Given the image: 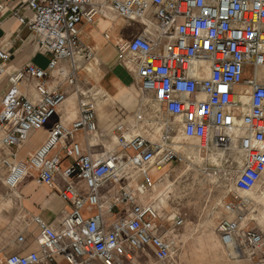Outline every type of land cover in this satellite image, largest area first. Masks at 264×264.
I'll return each instance as SVG.
<instances>
[{"label":"built area","instance_id":"built-area-1","mask_svg":"<svg viewBox=\"0 0 264 264\" xmlns=\"http://www.w3.org/2000/svg\"><path fill=\"white\" fill-rule=\"evenodd\" d=\"M24 7L30 17L21 15V8L14 15L51 58L46 68L30 63L8 74L11 54L0 37V79L8 75L9 82L0 109V148L10 149L0 160L8 168L4 183L16 190L33 170L39 184L54 188L62 171L82 182L85 192L73 183L64 186L59 196L71 209L62 229L34 216L39 248L2 255L0 264H126L130 249L148 247L154 250L153 264H179V245L172 236L185 224L184 214L163 210L144 196L152 188V167L197 157L186 152L190 140L198 142L203 160L212 162L204 174L219 175L229 184L226 216L218 226L227 255L236 262L264 264V234L245 226L252 220L253 203L236 190L255 186L264 173V0H26ZM5 9L0 1V24ZM105 9L143 25L142 33L122 42L119 51L139 58L135 82L141 99L165 112L159 138L121 124L114 135L122 153L97 161L79 142L67 143L78 131L91 135L97 130L95 104L82 100L78 119L56 124L28 160L19 159L13 148L45 127L66 100L62 89L50 86L60 61L70 64L62 73L74 86L80 62L96 57L81 38V25L93 23ZM24 80L33 81L35 99L23 91ZM177 132L185 142L176 140ZM234 142L240 144V161L226 155ZM59 146L64 156L56 151ZM63 158L71 160L64 169ZM131 167L139 170L137 176ZM107 183L117 189L103 198ZM24 241L20 234L17 242Z\"/></svg>","mask_w":264,"mask_h":264},{"label":"crops","instance_id":"crops-1","mask_svg":"<svg viewBox=\"0 0 264 264\" xmlns=\"http://www.w3.org/2000/svg\"><path fill=\"white\" fill-rule=\"evenodd\" d=\"M0 1L6 5V9L1 15V45L11 54L7 65V73L9 74L30 63L46 68L51 56L38 45L35 34L28 27L22 25L14 15V11L18 8H21V15L26 17L32 15L24 7L26 0ZM93 1L99 3L101 0ZM142 30L143 25L140 22L123 18L111 9H105L102 14L97 16L93 23H83L81 25V38L84 43L96 50V57L93 60L80 62L77 81L74 86H70L65 82V77L62 73V70H70V64L65 60L60 61L59 67L50 77V86L52 88L62 89L66 94V100L57 108L55 115L45 127L37 131H32L28 140L23 145L13 148L17 151L19 159L27 160L46 141L50 130L56 124L65 123L69 125L78 119L80 116V102L82 100H91L94 102L96 107L97 130L91 135H87L83 131H78L74 139H68L67 143L72 141L79 142L83 149L88 151L97 161H102L106 156L113 153H122L117 146L116 140L114 142L109 141L110 136L114 134L115 129L121 124L130 132H140L154 140L159 138L162 127L161 120L165 117V112L160 108V105H157L151 100L143 101L141 99V92L135 82L140 61L139 58L130 52L122 55L119 51V44L133 39L135 36L141 34ZM93 67H97L99 71L91 75L90 69ZM8 88V75H6L0 79V109L2 97ZM22 89L32 99H35L36 92L32 80H24ZM178 133H176V140L181 142L178 139L180 137ZM236 144L240 147L239 143ZM9 151L10 149L0 148V160L9 156ZM56 151L64 156L60 146L57 147ZM235 151H228L226 155L235 157L237 154ZM238 151H240L241 158L243 156L242 151ZM186 152L188 154L190 153L189 150H186ZM196 154L197 157L202 158L200 152ZM70 163V159L63 158L61 164L62 169ZM3 172V177L5 178L8 174V168H5ZM129 172L136 176L139 174V170L134 167H131ZM36 175L37 173L31 170L20 186L12 191V195H14L17 201L18 214L14 218V221L12 220L11 226L6 232L0 229V237L2 236L4 238L0 242V256L17 252L28 253L37 250L39 248V229L33 222V217L39 215L54 229L61 230L63 220L70 211L71 206L60 198V190L68 183H73L82 192H85V187L82 182L76 178L68 179L64 177L62 171L56 174V185L54 188L39 184L35 180ZM205 175L206 177H211L213 180L217 178L215 182L218 183H216L214 188L221 186L220 184L222 183L218 179L219 175ZM168 176L166 173L161 178L164 180ZM140 181L141 178L133 181V187ZM222 187L223 194L219 203L222 207L223 217L220 221L226 216L223 210V202L229 197V184L223 181ZM234 187L236 186L233 185ZM236 188L239 193L249 196L254 206V211L251 214L252 220L247 221L245 226H253L264 234V173L262 174L261 180L255 186L251 188ZM116 189L117 186L114 184H105L101 189L102 197L108 198ZM144 198L147 201L157 203L163 210L171 211L174 209L167 210L164 204H160L154 199L152 188ZM184 216L186 219V213H184ZM220 221L216 225V233L220 245L225 251L218 230ZM20 234H24L25 236V241L22 244L17 242V237ZM6 235L7 237L5 238ZM129 252L131 259L124 258L126 264L154 263V250L151 247L142 251L130 249ZM185 256L186 243L183 242L179 248V264H181V257L184 258ZM95 264L102 263L95 261Z\"/></svg>","mask_w":264,"mask_h":264},{"label":"rangeland","instance_id":"rangeland-1","mask_svg":"<svg viewBox=\"0 0 264 264\" xmlns=\"http://www.w3.org/2000/svg\"><path fill=\"white\" fill-rule=\"evenodd\" d=\"M178 135L182 133L179 132ZM115 140V135L112 134L109 141ZM180 141L185 142V138L182 137ZM190 144L189 151L195 156L199 147L195 141H191ZM219 151L216 150V154ZM235 153H237L235 157L240 161V151L237 150ZM207 163L210 165L212 162L203 160V157H196L183 163H169L163 170L151 173L152 183L158 184L161 180L160 183H164L163 186H158L156 200L164 204L159 198V194H163L167 210L174 208L175 211L186 213L185 224L176 231L178 233L176 236H172L179 248L183 242L186 243V256L181 257V264H250L246 260L236 262L231 259L220 245L216 225L223 217L219 202L223 194L224 180L220 178L221 186L214 188L218 183L215 182L216 179L206 177L203 172L204 167L208 166ZM5 168L0 162V222H2L0 229L6 232L18 214V207L12 195L13 190L3 182ZM166 173L169 176L163 180L161 177ZM3 239L1 236L0 242Z\"/></svg>","mask_w":264,"mask_h":264},{"label":"bare ground","instance_id":"bare-ground-1","mask_svg":"<svg viewBox=\"0 0 264 264\" xmlns=\"http://www.w3.org/2000/svg\"><path fill=\"white\" fill-rule=\"evenodd\" d=\"M97 18V17H96ZM118 22V21H117ZM83 30V29H82ZM127 40V39H126ZM120 45V44H119ZM106 51V50H105ZM100 52V51H99ZM101 53V52H100ZM105 53V52H104ZM109 53V52H108ZM103 54V53H102ZM98 55H101V54H98ZM104 55V54H103ZM105 59V58H104ZM103 60V59H102ZM98 61V60H97ZM98 63V62H97ZM91 71V75L93 74V73H97L99 70H98V68L97 67H93V68H91L90 69ZM246 99V98H245ZM42 129V128H41ZM183 137V135H180V137H178V139L179 140H181V138ZM191 141H195V140H191ZM197 144H198V142L197 141H195ZM235 150H240L239 149V146L234 142L232 145H231V148H230V150H229V152H233V151H235ZM221 151H222V153L224 154V151L223 150H220L218 153H217V155H219L220 156V154H221ZM228 153V152H227ZM212 156H215V153L212 155ZM167 165H169V164H166V165H164V166H155V167H153L152 169H151V171H150V175H151V173H153L154 171H161V170H163ZM198 169V168H197ZM215 179H217V178H215ZM162 181V180H161ZM160 181V182H161ZM158 183V184H156V183H152V189H153V194H154V199H156L157 198V189H158V186H163L164 185V183ZM163 184V185H162ZM111 186V185H110ZM109 187V186H108ZM159 198H160V201L162 202V203H166V201H165V197L163 196V194H159Z\"/></svg>","mask_w":264,"mask_h":264}]
</instances>
